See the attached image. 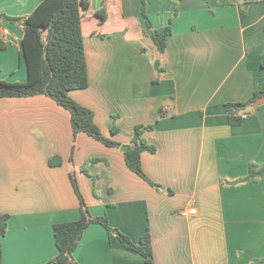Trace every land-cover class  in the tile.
Wrapping results in <instances>:
<instances>
[{
  "label": "crops",
  "instance_id": "crops-1",
  "mask_svg": "<svg viewBox=\"0 0 264 264\" xmlns=\"http://www.w3.org/2000/svg\"><path fill=\"white\" fill-rule=\"evenodd\" d=\"M42 1L0 0V15L25 18ZM220 1L146 0L148 28L141 0H90L92 12L106 9L108 21L103 35L92 31L85 39L88 88L70 96L121 145H130L136 126H154L143 139L156 152H143L141 164L161 189L132 172L120 148L83 133L75 137L69 112L48 97L1 101L0 215L10 217L4 264H47L56 257L54 225L80 218L71 176L93 217H106L135 244L150 233L152 264L264 259V177L244 182L251 164L264 166V98L239 112L248 118L238 126L229 124L225 106L264 90V0L249 5L246 15L241 1ZM171 21L162 54L151 29ZM22 38V24L0 20V80L27 81ZM55 157L61 164L51 167ZM117 236L92 224L76 262L147 264Z\"/></svg>",
  "mask_w": 264,
  "mask_h": 264
},
{
  "label": "trees",
  "instance_id": "trees-1",
  "mask_svg": "<svg viewBox=\"0 0 264 264\" xmlns=\"http://www.w3.org/2000/svg\"><path fill=\"white\" fill-rule=\"evenodd\" d=\"M236 1L243 3V15L249 5L258 0H221L226 5ZM141 11L146 25L151 28L146 13V0H141ZM0 20L23 25L22 52L26 62L28 77L26 82H8L0 80V103L6 98H28L44 95L58 106L69 112L74 136L83 133L109 148H120L121 144L105 137L95 123L94 112L75 100L70 93L85 90L89 86V74L85 54V39L88 34L103 35L108 15L106 9L97 13L91 10L90 0H43L36 9L25 18L0 15ZM172 21L161 29H151V38L160 53H164L167 40L172 35ZM92 26V27H91ZM5 45L0 42V50ZM157 69L161 72L159 64ZM264 68V59L261 63ZM264 98V90L256 91L245 103L226 104L231 126L241 125L243 120L238 115L254 102ZM154 130L153 125L135 127V135L129 150L124 154L127 167L156 189L162 187L153 183L145 174L141 164L143 152L155 153L156 149L143 139L146 131ZM118 129L112 128L116 134ZM106 162L101 159L93 163ZM61 164L59 158H52L50 166ZM264 177V166L251 164L246 183H258ZM75 193L80 202V218L75 222L54 225L55 242L58 254L47 264H78L74 253L78 248L85 230L92 224L102 225L109 233L117 232V237L124 248L140 254L147 264L154 261L153 245L150 233H145L139 244L130 237L109 226L106 217H93L85 202L77 180L71 176ZM9 215H0V264L3 263L2 238L8 231ZM255 264H264V259Z\"/></svg>",
  "mask_w": 264,
  "mask_h": 264
},
{
  "label": "water",
  "instance_id": "water-1",
  "mask_svg": "<svg viewBox=\"0 0 264 264\" xmlns=\"http://www.w3.org/2000/svg\"><path fill=\"white\" fill-rule=\"evenodd\" d=\"M128 150H129V146H127V145H123V146L121 147V151L124 152V153H127ZM239 183H241V181L231 182V183H229V185L234 186V185H238Z\"/></svg>",
  "mask_w": 264,
  "mask_h": 264
},
{
  "label": "built area",
  "instance_id": "built-area-1",
  "mask_svg": "<svg viewBox=\"0 0 264 264\" xmlns=\"http://www.w3.org/2000/svg\"><path fill=\"white\" fill-rule=\"evenodd\" d=\"M5 34H8V31L5 30ZM241 118H242V120L247 119L248 118V114L247 113L242 114Z\"/></svg>",
  "mask_w": 264,
  "mask_h": 264
},
{
  "label": "rangeland",
  "instance_id": "rangeland-1",
  "mask_svg": "<svg viewBox=\"0 0 264 264\" xmlns=\"http://www.w3.org/2000/svg\"><path fill=\"white\" fill-rule=\"evenodd\" d=\"M249 107V106H248ZM244 111V110H243ZM244 113H246V112H244ZM114 118L117 120L118 119V116H117V114H115V116H114ZM149 126V125H148ZM149 132H151V131H146L145 133H149ZM108 139H110V138H108ZM123 146V144L121 145V147ZM121 147H120V149H121ZM82 194V193H81Z\"/></svg>",
  "mask_w": 264,
  "mask_h": 264
}]
</instances>
